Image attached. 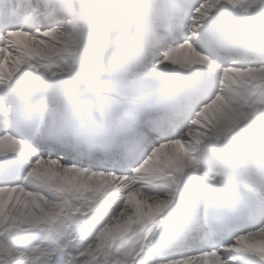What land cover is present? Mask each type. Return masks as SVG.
Listing matches in <instances>:
<instances>
[{
	"label": "snow or ice",
	"instance_id": "snow-or-ice-1",
	"mask_svg": "<svg viewBox=\"0 0 264 264\" xmlns=\"http://www.w3.org/2000/svg\"><path fill=\"white\" fill-rule=\"evenodd\" d=\"M0 264H264V0H0Z\"/></svg>",
	"mask_w": 264,
	"mask_h": 264
}]
</instances>
